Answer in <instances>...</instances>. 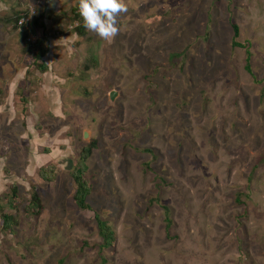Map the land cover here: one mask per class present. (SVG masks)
<instances>
[{"label":"rangeland","instance_id":"rangeland-1","mask_svg":"<svg viewBox=\"0 0 264 264\" xmlns=\"http://www.w3.org/2000/svg\"><path fill=\"white\" fill-rule=\"evenodd\" d=\"M77 3L0 0V264H264V0H126L111 42Z\"/></svg>","mask_w":264,"mask_h":264},{"label":"trees","instance_id":"trees-1","mask_svg":"<svg viewBox=\"0 0 264 264\" xmlns=\"http://www.w3.org/2000/svg\"><path fill=\"white\" fill-rule=\"evenodd\" d=\"M25 14H20L15 18V23H17L18 18H20L21 16H24ZM84 23H82L78 28H77V32L79 35H83V26ZM27 26H32L33 29L35 26H40L42 27V24L37 21V19L33 18V20L30 22V24H24L20 27V30ZM231 30H232V41H231V45L233 47H241L242 45H240L239 43H237L235 41V38L238 36V30L237 27L235 25H231ZM32 31V30H31ZM24 35L25 33H23V40H24ZM42 41L43 40H38L35 44H33L32 46H29L28 48H35V51L32 54V58L34 59V62L36 60H40L43 55L46 53L45 48H42ZM243 47V46H242ZM250 54L247 50H245V58H244V65H243V69L244 71H246L247 73H250L249 70V61H250ZM38 68H40L42 71L45 70V66H43L42 64L37 65ZM91 154V146H87L85 148H82L80 151V154L77 158V161L75 163V165L72 168V172H71V179L72 182L74 184V192L72 194V200L73 203L75 204V206L80 209V210H88V206L86 204V198L89 195V187L87 185V183L84 180V172L86 171V166H85V162L86 159L90 156ZM38 175L41 178H45V173H44V169H39L38 171ZM12 191V194H15V187H12L10 189ZM27 211L30 210L31 213H38L39 209H40V202H39V198L38 195L35 191H32L29 202L27 204ZM166 211V209H164ZM95 218V222H96V228H97V233L98 236L101 240V245H100V249L103 248H108L111 247V245L114 242V233L110 230V228L107 226V224L100 220L98 216H94ZM9 217L7 216H2V222L4 223V225H7L9 222ZM165 222H166V226L169 224V220L167 219V217H165Z\"/></svg>","mask_w":264,"mask_h":264},{"label":"clouds","instance_id":"clouds-1","mask_svg":"<svg viewBox=\"0 0 264 264\" xmlns=\"http://www.w3.org/2000/svg\"><path fill=\"white\" fill-rule=\"evenodd\" d=\"M84 27L111 42L120 33L119 18L128 12L126 0H78Z\"/></svg>","mask_w":264,"mask_h":264},{"label":"built area","instance_id":"built-area-1","mask_svg":"<svg viewBox=\"0 0 264 264\" xmlns=\"http://www.w3.org/2000/svg\"><path fill=\"white\" fill-rule=\"evenodd\" d=\"M31 15H32V12L30 11L29 14L26 15L25 13L24 16H21L20 18H18L17 23H16L17 27L20 28L22 25L30 23ZM72 18H73V23L70 28H78L83 23V19L79 14L78 3H77V6L75 7ZM27 41H30V38H27Z\"/></svg>","mask_w":264,"mask_h":264},{"label":"water","instance_id":"water-1","mask_svg":"<svg viewBox=\"0 0 264 264\" xmlns=\"http://www.w3.org/2000/svg\"><path fill=\"white\" fill-rule=\"evenodd\" d=\"M113 95H114L113 92H110L109 93V100H112L113 99Z\"/></svg>","mask_w":264,"mask_h":264}]
</instances>
